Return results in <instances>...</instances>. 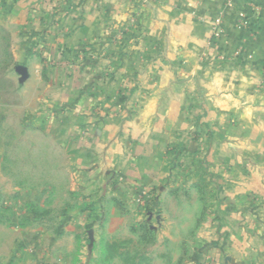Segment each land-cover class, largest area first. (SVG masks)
Wrapping results in <instances>:
<instances>
[{
  "label": "crops",
  "instance_id": "crops-1",
  "mask_svg": "<svg viewBox=\"0 0 264 264\" xmlns=\"http://www.w3.org/2000/svg\"><path fill=\"white\" fill-rule=\"evenodd\" d=\"M0 24L28 120L79 155L53 226L7 179L0 264H106L117 231L158 249L198 207L186 264H264V0H0Z\"/></svg>",
  "mask_w": 264,
  "mask_h": 264
},
{
  "label": "rangeland",
  "instance_id": "rangeland-1",
  "mask_svg": "<svg viewBox=\"0 0 264 264\" xmlns=\"http://www.w3.org/2000/svg\"><path fill=\"white\" fill-rule=\"evenodd\" d=\"M247 26L244 23L243 27ZM7 33L0 24V53L6 50ZM9 64L11 67V61L7 63L5 58H0V192L9 191V179L17 197L24 193L32 196L26 209L31 213L33 225L53 226L58 215L79 205L74 190V162L79 155L71 153L64 141L55 138L47 121L36 120V116L28 120L20 78L15 80L13 71H8ZM24 184L28 188L26 192ZM11 207L17 212L23 209L18 202H13ZM200 208L192 211L195 217L178 218L175 240L166 241L158 249H152L155 238L144 223L136 224L139 227L129 231V235L117 231L107 242L106 247L112 250L105 251L103 261L106 264H186L202 220Z\"/></svg>",
  "mask_w": 264,
  "mask_h": 264
},
{
  "label": "built area",
  "instance_id": "built-area-1",
  "mask_svg": "<svg viewBox=\"0 0 264 264\" xmlns=\"http://www.w3.org/2000/svg\"><path fill=\"white\" fill-rule=\"evenodd\" d=\"M152 198H153L152 192L148 190V188H142L137 193L136 198H135V203L137 204L140 210V213L142 215L147 214V208Z\"/></svg>",
  "mask_w": 264,
  "mask_h": 264
},
{
  "label": "trees",
  "instance_id": "trees-1",
  "mask_svg": "<svg viewBox=\"0 0 264 264\" xmlns=\"http://www.w3.org/2000/svg\"><path fill=\"white\" fill-rule=\"evenodd\" d=\"M122 100H125V97H122ZM154 204H156V199L153 197L152 200L150 201L149 205H148L147 213L148 212H152V210L150 209V206L151 205H154ZM108 250L110 251V250H112V248H109V247L107 248L106 247V250L105 251H108Z\"/></svg>",
  "mask_w": 264,
  "mask_h": 264
},
{
  "label": "water",
  "instance_id": "water-1",
  "mask_svg": "<svg viewBox=\"0 0 264 264\" xmlns=\"http://www.w3.org/2000/svg\"><path fill=\"white\" fill-rule=\"evenodd\" d=\"M17 71H18L19 74H21L23 76L27 75V71H26V69L24 67H19Z\"/></svg>",
  "mask_w": 264,
  "mask_h": 264
}]
</instances>
